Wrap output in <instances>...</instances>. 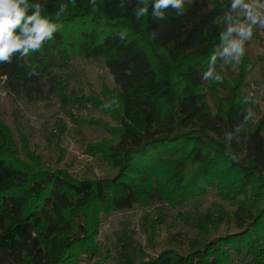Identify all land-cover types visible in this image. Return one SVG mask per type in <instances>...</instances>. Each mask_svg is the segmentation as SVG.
<instances>
[{
	"label": "trees",
	"instance_id": "trees-1",
	"mask_svg": "<svg viewBox=\"0 0 264 264\" xmlns=\"http://www.w3.org/2000/svg\"><path fill=\"white\" fill-rule=\"evenodd\" d=\"M29 2L57 29L39 51L0 62L4 89L28 103L67 101L72 61L102 60L114 88L89 101L112 123L85 149L100 175L74 178L46 166L23 135L17 147L0 120V264L91 261L102 216L136 205L175 209L209 188L229 210L217 207L186 245L137 264H232L243 253L264 264V75L255 107L244 92L247 55L239 63L222 55L229 28L244 20L232 0L159 9L147 0L140 16L144 0Z\"/></svg>",
	"mask_w": 264,
	"mask_h": 264
},
{
	"label": "rangeland",
	"instance_id": "rangeland-1",
	"mask_svg": "<svg viewBox=\"0 0 264 264\" xmlns=\"http://www.w3.org/2000/svg\"><path fill=\"white\" fill-rule=\"evenodd\" d=\"M190 2L192 0H186ZM249 8L238 5L233 13L244 20L232 26V41L243 40V54L249 60L244 92L255 107H261L264 75V32L253 25L251 39L241 29L251 21L246 13L264 16V2L244 0ZM71 80L67 101L55 97L43 102L28 103L13 98L0 80V120L9 129L13 141L20 146V135L50 169L66 170L72 177L100 175L97 163L85 154L89 143L107 137L101 126L111 120L90 101L104 88L112 90L113 82L102 60L76 58L72 61ZM255 120L256 115L251 113ZM216 191L209 188L202 197L190 200L172 209L165 204L152 207L134 206L102 216L97 242L99 255L91 261L81 259L79 264H137L147 257H155L167 249H178L196 235L195 225L217 207L226 208ZM225 228L221 227L219 234ZM186 249V246H182ZM243 254L233 255L232 264H248Z\"/></svg>",
	"mask_w": 264,
	"mask_h": 264
},
{
	"label": "clouds",
	"instance_id": "clouds-1",
	"mask_svg": "<svg viewBox=\"0 0 264 264\" xmlns=\"http://www.w3.org/2000/svg\"><path fill=\"white\" fill-rule=\"evenodd\" d=\"M145 8L141 9L137 16L146 14L147 0H144ZM74 4L75 0H69ZM183 0H157L155 8L172 4L175 8H181ZM241 5L243 8H249V4H245L244 0H232V7L236 8ZM67 5L61 4L60 11L55 15L61 16L60 13L65 10ZM31 11V14L28 13ZM43 11L42 5L39 3H30L29 0H0V62H8L11 64V56L14 52L19 51L20 57H26L31 52H37L41 49L42 42L45 38L52 39V33L57 29L55 24L49 23L47 17H41ZM251 23L246 29L242 28L241 33L246 39H251L253 35V25L264 28V16L253 15L251 12L246 13ZM31 25V26H30ZM19 29V35H14ZM229 28V33L232 31ZM243 40L229 42L224 48L222 55L235 59L240 62L243 54ZM235 54V55H233ZM215 60V56L212 57ZM212 69L205 74L210 76ZM6 79V76L4 77ZM215 79L222 82V77L217 75Z\"/></svg>",
	"mask_w": 264,
	"mask_h": 264
}]
</instances>
